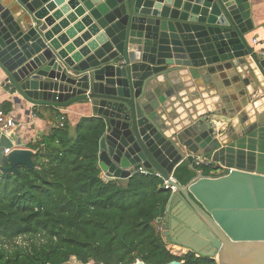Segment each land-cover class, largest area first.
Segmentation results:
<instances>
[{
    "label": "water",
    "instance_id": "water-1",
    "mask_svg": "<svg viewBox=\"0 0 264 264\" xmlns=\"http://www.w3.org/2000/svg\"><path fill=\"white\" fill-rule=\"evenodd\" d=\"M56 6L71 10L59 26L80 19L68 36L87 31L71 45L49 30ZM252 29L249 0H0V71L29 113L88 104L104 120V181L142 169L176 188L156 219L166 244L264 264V59ZM33 156L14 149L0 172L33 168ZM195 159L226 173L205 176ZM184 163L194 177L181 185Z\"/></svg>",
    "mask_w": 264,
    "mask_h": 264
},
{
    "label": "trees",
    "instance_id": "trees-1",
    "mask_svg": "<svg viewBox=\"0 0 264 264\" xmlns=\"http://www.w3.org/2000/svg\"><path fill=\"white\" fill-rule=\"evenodd\" d=\"M11 106L3 103L1 112L10 113ZM105 130L98 117L80 118L74 126L65 121L26 145L34 153L33 168L0 172V264H66L72 258L80 264H217L168 250L156 219L171 193L160 177L137 172L125 180L101 179ZM0 167L8 168L2 154ZM173 177L185 185L194 173L184 163Z\"/></svg>",
    "mask_w": 264,
    "mask_h": 264
},
{
    "label": "crops",
    "instance_id": "crops-1",
    "mask_svg": "<svg viewBox=\"0 0 264 264\" xmlns=\"http://www.w3.org/2000/svg\"><path fill=\"white\" fill-rule=\"evenodd\" d=\"M250 1V19L253 24L252 31L247 35V40L250 47L253 49L254 53L260 58L261 53L264 52V0H249ZM71 13V10L63 11L60 6H56L52 10L47 12V16L53 19V24L50 26L49 30L54 27H59V33L55 36L65 35L67 37V42L65 45H71L72 42L77 38H82V36L87 32L84 28L81 32L75 33L74 36H68L67 32L73 29V26L79 23L80 19L75 20L73 23H68L66 28L59 26L62 21L65 20L67 14ZM73 31V30H72ZM91 38L88 41H83L84 47L87 45ZM64 45V46H65ZM63 46V47H64ZM80 48H76L73 53L79 51ZM5 102H11V111L6 116L10 117L14 121V127L10 128L9 131L11 132L10 135H14L13 138H6L1 137V146L3 147H11L13 143H23L24 148H27L28 143H32L38 140L43 135H46L52 127H59L60 124L69 122L71 126H74L75 123L80 118H87V117H95L92 114L91 108L88 104H74L68 108L62 110L53 111L52 108L48 107H39L36 108L35 113H39L40 117H36L32 108V111L29 113L28 111V104L24 101H21L20 104H13L12 96H10L4 86V75L0 71V111L1 106ZM260 105H264L263 101H258ZM217 108L215 111L221 110L223 108L222 104H217L212 106V111H214V107ZM211 107V106H210ZM200 108V106H199ZM221 110L219 113H222ZM221 115V114H220ZM6 141L10 143L9 146H6ZM204 168L209 169V175L212 176H219L225 174V170L219 169L215 170L214 168L204 166ZM100 170V169H99ZM100 177L103 180V174L100 170ZM104 181V180H103ZM71 264H80L72 258L68 263ZM67 264V263H66Z\"/></svg>",
    "mask_w": 264,
    "mask_h": 264
},
{
    "label": "built area",
    "instance_id": "built-area-1",
    "mask_svg": "<svg viewBox=\"0 0 264 264\" xmlns=\"http://www.w3.org/2000/svg\"><path fill=\"white\" fill-rule=\"evenodd\" d=\"M261 57H262V59H264V52L261 53ZM62 126H63V124L59 125V127H62ZM12 127H14V121L10 117L6 116L3 112L0 111V141H1V137H4V136L6 138H9V139L14 137L13 134L10 135L11 132L9 131V129ZM24 145H23V143H13V145H11V147L10 146L9 147H3V146H1V142H0V154H2L4 157H6L14 149H25ZM200 163L201 162L199 159H195V161H194L195 166H197V167L200 166ZM139 172L143 173V174L148 173L147 171L142 170V169H140ZM162 188L164 190L170 191L171 194L176 192V188L173 186H170L167 181H163ZM168 250L170 251V253L173 256H178V254H176V252L172 251L171 249H168ZM187 252L188 251L186 250V253ZM89 264H92V263H89Z\"/></svg>",
    "mask_w": 264,
    "mask_h": 264
},
{
    "label": "rangeland",
    "instance_id": "rangeland-1",
    "mask_svg": "<svg viewBox=\"0 0 264 264\" xmlns=\"http://www.w3.org/2000/svg\"><path fill=\"white\" fill-rule=\"evenodd\" d=\"M168 249H171L172 251L176 252V254H178V256H181V255H184L186 253V250L185 249H182L180 247H177V246H173V245H168L167 247ZM76 261V260H75ZM67 264H71L70 263H67Z\"/></svg>",
    "mask_w": 264,
    "mask_h": 264
}]
</instances>
